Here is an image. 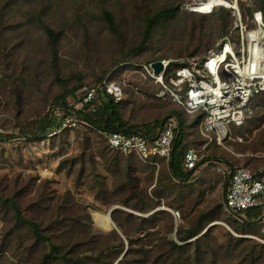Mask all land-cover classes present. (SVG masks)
<instances>
[{
	"label": "rangeland",
	"instance_id": "1",
	"mask_svg": "<svg viewBox=\"0 0 264 264\" xmlns=\"http://www.w3.org/2000/svg\"><path fill=\"white\" fill-rule=\"evenodd\" d=\"M8 1L0 0V133L4 136L0 138V198L18 204L24 220L38 221L46 235L54 236L56 243L80 257H91L90 237L98 238L100 233L114 229L108 211L115 204L123 213L150 215L114 203L128 198L123 187L129 180L125 171L129 164L134 165L132 177L141 190L150 186V174L138 162H127L125 157L109 152L96 132L77 127L36 138L20 132L21 125L31 119L49 115L60 123L65 116L76 115L82 109L80 90L73 96L70 91L106 78L127 88L119 111L128 126L144 130L148 125L157 134L168 118H178L174 112L181 114L184 145L199 149L205 162L182 180L188 183L182 197L186 198V208L180 209L178 203L170 205L174 209L167 208L181 212L182 233L202 229L211 222L221 224L211 227L222 229L212 233L213 246L220 248L229 232L223 224L228 226L233 221L224 205L229 174L239 167L264 168V95L253 101L254 115L242 127L231 128L225 147L215 141L208 145L209 141L200 137L196 117L184 116L167 98L158 99L159 86L122 67L123 63L145 65L163 60L181 67L189 59H201L233 28V13L220 10L199 17L181 10L186 0H150L165 6L175 4L179 10L174 19L158 24L146 38L147 18L164 8L140 7L148 0H139V7H128L129 0H112L111 6L106 5L109 7L84 5L89 0L77 4L58 0L54 7H46L45 0H17L10 6ZM248 3L251 7L245 2L240 5L245 23L255 11L253 1ZM104 10L115 17L116 32L105 22ZM45 26L54 28L58 35L57 73ZM117 64L120 67H115ZM62 95L66 99L58 100ZM115 189H122L121 193ZM162 204L157 210L165 216L158 225L167 240L174 241L176 236L179 242L180 222L163 209L167 202ZM86 215L90 223L83 220ZM24 220L19 221L11 204L0 201V259L4 264H37L50 251L48 244L36 245ZM170 221L173 227L167 232L164 227ZM209 233L204 235L209 237ZM194 240L182 244L191 245ZM127 243L123 241L124 247ZM119 245L110 242L112 249H120ZM92 264H105V260L97 255Z\"/></svg>",
	"mask_w": 264,
	"mask_h": 264
},
{
	"label": "trees",
	"instance_id": "2",
	"mask_svg": "<svg viewBox=\"0 0 264 264\" xmlns=\"http://www.w3.org/2000/svg\"><path fill=\"white\" fill-rule=\"evenodd\" d=\"M48 2L46 7H54L58 6V0H45ZM75 4L81 2L80 0H74ZM145 3L140 7H164L147 18L145 37L148 38L151 36L155 27L163 22L171 21L177 16L179 6H175V4H169L167 6L156 4L154 1ZM190 0H186L188 2ZM254 4L255 12L259 11L263 14L264 19V0H252ZM14 0H9L7 5L10 6L16 3ZM112 0H89L88 2H84V5L87 6H106L110 5ZM242 2H240L241 5ZM134 7H139V0H129L128 7L131 5ZM142 5V3H141ZM111 6V5H110ZM168 7V8H166ZM228 11L232 13L230 9L225 7H219L215 13L218 11ZM213 12V13H214ZM201 15L190 13L194 16L199 17H208L213 15ZM103 18L105 22L108 24L109 28L116 32L117 25L115 17L113 16L111 11L104 10L102 12ZM233 18V17H232ZM234 21V20H233ZM233 27V25H232ZM45 36L49 41V46L51 48L52 57H53V69L57 71V46H58V35L54 28L50 26H45ZM232 30V28H231ZM230 30V31H231ZM229 31V32H230ZM228 32V33H229ZM227 33V34H228ZM212 50V49H211ZM210 50V51H211ZM122 64V63H121ZM121 64H117L115 67H120ZM122 68L131 70H139L140 68L135 63H123ZM172 68L174 66L177 69L180 67L178 65H171ZM171 67L169 68V74L172 71ZM176 69V68H175ZM173 69V70H175ZM176 71V70H175ZM113 74V73H112ZM107 79H103L100 82L93 85H85L84 87L96 88L98 89L97 96L92 106H95V112L91 111V105L84 106L80 111H77V114L86 122L90 123L92 127L86 126L84 123H80L78 128H82L85 130H92L96 132L100 139L102 140L106 149L113 153L119 154L128 161H136L142 166L145 167L146 171L150 174L151 183L148 188L141 190L140 184L136 179L132 177L133 174V166L129 164L125 171L127 172V178L129 179L126 185L123 187V191L128 194V198L126 200L115 201L114 203H118L121 206L131 209L133 212L146 214L150 213L148 217H136L134 213H123L120 210H115L112 213V221L115 223L116 227L120 230L121 234L113 229L110 233L102 234L98 238L90 237V244L92 245L91 257H80V254H77L76 251H67L66 245L56 243L54 240V236L46 235L44 230L41 228V225L38 221L35 220H24L20 210L18 209V204H15L12 200L2 199L5 204H11L16 212V216L19 221L24 220V222L31 228L32 239L39 245L41 243H45L50 245V251L41 256L38 260L37 264H50L51 262H64L68 264H92V260L96 258L97 255L99 257L103 256V260H105V264H264V245L251 240L246 239L242 236H261L262 225L258 223V218L260 214L257 211H250L245 214L246 218L249 222H242L241 220L236 219L234 216L233 221L228 226L235 234L240 235L242 238H236L232 232L225 233V243L220 248L213 246L212 233L217 231L220 228H210L209 237L205 236L203 233L206 229L216 223L211 222L210 224L203 225L200 230H191L188 233H182V215L179 210H174L180 212L181 218L179 220V225H177V234L178 241H171L165 238L166 232L163 230V227L159 226L160 217L165 216L160 210H157L160 206H163L162 203L167 202V206L164 204V207H168L169 209L172 206L178 203L179 208H186L185 199L182 198L183 195H186V184L182 180L191 177L195 171L198 170H188L185 167L184 155L188 149L193 147H186L184 144L185 134L183 132V121L181 118V114L178 112H174V115H177L180 124H181V133L176 142L174 156L171 162H168L163 158H155L153 162L158 164V166H153L150 164L143 163L137 156H126L120 152L111 150L106 142L102 139L100 133L96 130V128L108 129V130H121L127 133H134L136 131H141L145 133L148 137H154L155 131L150 126H146L144 130H138L137 127L128 126L122 119V116L119 111V107L125 103L126 96L121 102L115 101V99L107 94L102 88L103 83ZM58 82L63 84L64 82L58 79ZM83 87H76L70 91L69 95L73 96L76 91L81 90ZM127 88H125L126 95ZM264 95V93L262 94ZM261 95V96H262ZM259 96V97H261ZM67 96H60L58 100H65ZM174 105V104H173ZM175 108L177 107L174 105ZM177 110L181 111V113L186 116L185 112L177 107ZM73 115L72 113L69 116ZM187 117V116H186ZM200 117L197 118V127L200 121ZM247 122V121H246ZM60 123H57L53 118L51 119L49 115L45 118H35L24 122L20 127V132L22 135L33 136L34 138L39 137L40 134L42 136H48L51 132L59 126ZM202 137V136H200ZM0 138H4V136L0 133ZM205 161H202V164ZM219 166V165H218ZM219 169V167H217ZM246 168V167H239ZM238 169V168H235ZM250 171L254 172L260 167L253 169L252 167H247ZM219 172V171H218ZM128 189V191H127ZM117 193H121L122 189H115ZM225 205V202H224ZM119 206V205H114ZM112 207V208H113ZM109 212V211H108ZM171 214V213H170ZM92 216V214H91ZM172 219L176 222L175 218L171 214ZM170 217V219H171ZM86 223H90V217L88 215L83 219ZM65 220L61 221V224H64ZM56 223V222H55ZM85 223V222H84ZM85 223V224H86ZM173 227V223L170 221L164 229L166 231H170ZM222 231V229H220ZM162 232V233H161ZM185 234V235H182ZM87 238H89L87 236ZM149 239V242L146 240ZM195 239L191 245H183L189 240ZM119 243L121 245L120 249H112L110 247V242ZM124 242H128L129 248L127 253L125 254L127 244L123 245ZM154 242L160 243L159 246H153ZM254 243V244H253ZM112 245V244H111ZM118 245V244H116ZM123 253V254H122ZM122 256L120 257V255ZM149 256V259H146ZM0 264L3 263V259H0ZM7 264H15L8 263Z\"/></svg>",
	"mask_w": 264,
	"mask_h": 264
},
{
	"label": "built area",
	"instance_id": "3",
	"mask_svg": "<svg viewBox=\"0 0 264 264\" xmlns=\"http://www.w3.org/2000/svg\"><path fill=\"white\" fill-rule=\"evenodd\" d=\"M235 18L232 30L201 59H189L183 66L169 74L173 61L164 63L160 75H155L152 64L137 65L134 70L144 81L159 86L158 99L167 98L182 109L190 119L201 118L198 123L199 134L209 141H215L225 147L224 142L230 135L232 127H242L255 113L253 101L264 93V19L259 11L253 12L244 22L240 2L251 7L252 0H225ZM210 0H190L181 6L187 13L209 15L219 7L212 4L211 13L202 12ZM237 5V6H235ZM133 71V70H132ZM115 101L121 102L125 97L122 85L108 79L102 88ZM98 89L83 87L79 91L82 108L93 105ZM95 106L91 111L95 112ZM84 121L78 114L64 117L50 136L77 128ZM180 121L168 118L163 128L154 137H148L141 131L127 133L121 130L96 128L108 147L126 156H137L143 163L158 166L153 159L163 158L171 162L176 142L180 135ZM185 167L196 170L202 162L201 151L190 148L184 155ZM219 172L221 170L219 169ZM169 210L168 208H163ZM225 210L242 222H249L245 214L257 211L258 223L262 225L261 236H245L264 245V168L250 171L238 168L231 171L230 183L225 196ZM176 222L181 218L180 212L169 210Z\"/></svg>",
	"mask_w": 264,
	"mask_h": 264
},
{
	"label": "water",
	"instance_id": "4",
	"mask_svg": "<svg viewBox=\"0 0 264 264\" xmlns=\"http://www.w3.org/2000/svg\"><path fill=\"white\" fill-rule=\"evenodd\" d=\"M152 68H153V70H154V73H155V75H160L161 74V72L163 71V68H164V63L163 62H161V61H156V62H154L153 64H152ZM163 125H164V123L161 125V127H160V129H159V131L158 132H160L161 130H162V128H163ZM230 177H231V173L229 174V180H228V183H227V189H228V186H229V183H230ZM226 192H227V190H226ZM226 196V195H225ZM120 207H118V206H115V207H113V208H111L110 210H109V212H108V216H109V219H110V221L112 222V227L114 228V229H116L120 234H121V232H120V230L116 227V225H115V223L112 221V213L115 211V210H117V209H119ZM214 225H221V224H219V223H214V224H212V225H210L207 229H206V231L203 233V235L205 234V233H207L208 231H209V229L212 227V226H214ZM230 232H232V230L227 226V225H225V224H223ZM233 233V232H232ZM234 234V233H233ZM122 235V234H121ZM235 235V234H234ZM236 236V235H235ZM237 237V236H236ZM174 239L176 240V236H174ZM128 248H129V245H128V243H127V247H126V251H125V254L127 253V250H128ZM124 254V255H125ZM123 255V256H124ZM122 256V257H123Z\"/></svg>",
	"mask_w": 264,
	"mask_h": 264
},
{
	"label": "bare ground",
	"instance_id": "5",
	"mask_svg": "<svg viewBox=\"0 0 264 264\" xmlns=\"http://www.w3.org/2000/svg\"><path fill=\"white\" fill-rule=\"evenodd\" d=\"M220 2V5L221 6H227V7H229L227 4H224L223 3V1H221V0H210V3H208V4H206L203 8H202V12H206L207 14H209V13H211V9H212V4L213 3H217V2ZM235 6H237V5H235ZM109 217V216H108Z\"/></svg>",
	"mask_w": 264,
	"mask_h": 264
},
{
	"label": "crops",
	"instance_id": "6",
	"mask_svg": "<svg viewBox=\"0 0 264 264\" xmlns=\"http://www.w3.org/2000/svg\"><path fill=\"white\" fill-rule=\"evenodd\" d=\"M178 119V118H177ZM179 120V119H178ZM180 121V120H179Z\"/></svg>",
	"mask_w": 264,
	"mask_h": 264
}]
</instances>
